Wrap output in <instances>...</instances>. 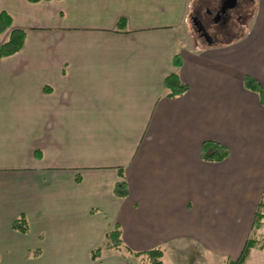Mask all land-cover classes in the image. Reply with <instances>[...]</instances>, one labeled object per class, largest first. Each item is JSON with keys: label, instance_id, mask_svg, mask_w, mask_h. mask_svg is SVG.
Wrapping results in <instances>:
<instances>
[{"label": "crops", "instance_id": "0c3cea01", "mask_svg": "<svg viewBox=\"0 0 264 264\" xmlns=\"http://www.w3.org/2000/svg\"><path fill=\"white\" fill-rule=\"evenodd\" d=\"M193 2L0 0V49L25 32L0 58V264L241 255L264 202V105L245 85L264 88V0L242 1L247 22L214 43L191 34ZM174 73L188 90L170 97ZM209 142L228 158L204 160ZM116 226L120 249L106 240Z\"/></svg>", "mask_w": 264, "mask_h": 264}, {"label": "trees", "instance_id": "16d2710c", "mask_svg": "<svg viewBox=\"0 0 264 264\" xmlns=\"http://www.w3.org/2000/svg\"><path fill=\"white\" fill-rule=\"evenodd\" d=\"M32 3L40 2L41 0H28ZM11 18L8 14L2 13L0 15V33L6 31L11 26ZM122 23L120 24V26ZM25 41V32L21 30H13L9 40L1 46L0 49V58L11 56L19 52ZM181 66L180 58L177 56L175 61V67L179 68ZM245 85L248 89L258 93L261 98V102L264 105V88L253 78L246 77ZM166 88L168 89V96L174 97L184 94L188 87L182 83L178 78V75L174 73L166 79ZM229 156L228 149L218 143L209 142L206 143L203 147V159L211 162H222L226 160ZM121 171V170H120ZM123 176V174H122ZM115 194L117 197L124 198L128 195V188L125 182L118 183L115 188ZM264 209V202L260 204L259 210L256 215L255 227L259 228L261 222L264 220V214L261 215L262 210ZM14 228L23 233L28 232L29 226L25 217L17 220L14 224ZM107 245L109 247H114L120 249L122 245L120 227L116 226L114 230L109 232L106 236ZM256 247V241L250 238L246 245L244 246L241 255L235 261H230L228 264H246L251 250ZM127 252H132L129 249H126ZM101 249L94 251L92 258L95 260L99 257ZM137 257L146 258L149 261V264H165L164 262V251L162 249H153L148 252L135 253Z\"/></svg>", "mask_w": 264, "mask_h": 264}, {"label": "rangeland", "instance_id": "374dc122", "mask_svg": "<svg viewBox=\"0 0 264 264\" xmlns=\"http://www.w3.org/2000/svg\"><path fill=\"white\" fill-rule=\"evenodd\" d=\"M220 0H194L192 4V9H191V15H190V31L192 35L197 36V32L195 31L193 27V22H192V16H197L199 13L205 14L206 10H212L215 12L216 8L219 7ZM244 5L241 3L235 10L234 13L240 15V12L242 13L243 20L239 22L237 25V28H239V25L244 24L247 22V11H244ZM248 7H246V10ZM244 11V12H243ZM235 18L237 19V15H235ZM212 23H210L211 25ZM209 25V24H208ZM213 25V24H212ZM223 28V25L220 24L218 26L214 25V28L212 30L218 32ZM210 29V30H211ZM211 30L212 33H214ZM235 31V30H234ZM238 32H233V31H226L224 36H220L217 42L228 40L233 38L235 35H237ZM198 37V36H197ZM200 41L203 43L206 41L205 39L200 38ZM264 221V220H263ZM252 239L256 241V247L251 250L250 257L247 261L246 264H264V222H261V226L257 228V230L254 231V234L252 236ZM140 264H149V261L146 258L140 257ZM57 264H61L60 262H57Z\"/></svg>", "mask_w": 264, "mask_h": 264}, {"label": "flooded vegetation", "instance_id": "af4514ba", "mask_svg": "<svg viewBox=\"0 0 264 264\" xmlns=\"http://www.w3.org/2000/svg\"><path fill=\"white\" fill-rule=\"evenodd\" d=\"M230 0H220L219 7L216 8L215 12L212 10H206L205 14L199 13L197 16H192L193 27L197 32L198 37L205 39L207 42H217L220 36H224L226 31H233L237 27L240 21L243 20L242 11L236 14L234 13L240 3L247 0H238L235 8L228 9L226 12H222L223 7L229 4ZM237 15V19L235 18ZM210 23H212L210 25ZM209 24V25H208ZM222 24L223 28L216 32L212 30L215 26ZM212 28V29H211ZM214 32L212 33L211 30Z\"/></svg>", "mask_w": 264, "mask_h": 264}, {"label": "water", "instance_id": "95a60500", "mask_svg": "<svg viewBox=\"0 0 264 264\" xmlns=\"http://www.w3.org/2000/svg\"><path fill=\"white\" fill-rule=\"evenodd\" d=\"M237 3H238V0H230V1H229V4H227V5H225V6L223 7L222 12H226L228 9H233V8H235L236 5H237Z\"/></svg>", "mask_w": 264, "mask_h": 264}]
</instances>
